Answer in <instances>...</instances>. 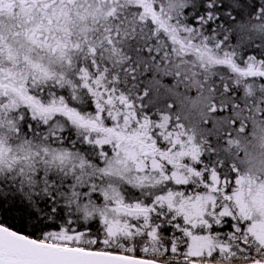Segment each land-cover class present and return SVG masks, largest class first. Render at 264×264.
<instances>
[{
	"label": "snow or ice",
	"instance_id": "6c2138e0",
	"mask_svg": "<svg viewBox=\"0 0 264 264\" xmlns=\"http://www.w3.org/2000/svg\"><path fill=\"white\" fill-rule=\"evenodd\" d=\"M0 264H264V0H0Z\"/></svg>",
	"mask_w": 264,
	"mask_h": 264
}]
</instances>
